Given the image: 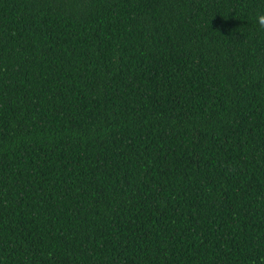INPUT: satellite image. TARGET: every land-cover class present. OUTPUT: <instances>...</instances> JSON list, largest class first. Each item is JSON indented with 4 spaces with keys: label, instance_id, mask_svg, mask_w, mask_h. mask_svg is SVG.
Segmentation results:
<instances>
[{
    "label": "trees",
    "instance_id": "trees-1",
    "mask_svg": "<svg viewBox=\"0 0 264 264\" xmlns=\"http://www.w3.org/2000/svg\"><path fill=\"white\" fill-rule=\"evenodd\" d=\"M264 0H0V264H264Z\"/></svg>",
    "mask_w": 264,
    "mask_h": 264
},
{
    "label": "clouds",
    "instance_id": "clouds-1",
    "mask_svg": "<svg viewBox=\"0 0 264 264\" xmlns=\"http://www.w3.org/2000/svg\"><path fill=\"white\" fill-rule=\"evenodd\" d=\"M256 19H257V23L259 24V26L261 28H264V14L258 13Z\"/></svg>",
    "mask_w": 264,
    "mask_h": 264
}]
</instances>
